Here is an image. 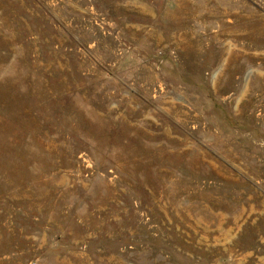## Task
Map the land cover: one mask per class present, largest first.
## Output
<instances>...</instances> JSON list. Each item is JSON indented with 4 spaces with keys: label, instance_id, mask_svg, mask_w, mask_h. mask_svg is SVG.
I'll return each instance as SVG.
<instances>
[{
    "label": "rangeland",
    "instance_id": "obj_1",
    "mask_svg": "<svg viewBox=\"0 0 264 264\" xmlns=\"http://www.w3.org/2000/svg\"><path fill=\"white\" fill-rule=\"evenodd\" d=\"M0 264H264V0H0Z\"/></svg>",
    "mask_w": 264,
    "mask_h": 264
}]
</instances>
